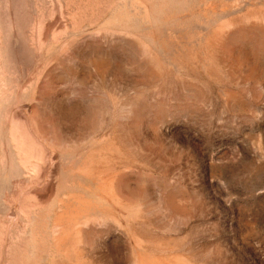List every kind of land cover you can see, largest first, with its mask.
Returning <instances> with one entry per match:
<instances>
[{
  "label": "rangeland",
  "instance_id": "obj_1",
  "mask_svg": "<svg viewBox=\"0 0 264 264\" xmlns=\"http://www.w3.org/2000/svg\"><path fill=\"white\" fill-rule=\"evenodd\" d=\"M0 264H264V0H0Z\"/></svg>",
  "mask_w": 264,
  "mask_h": 264
}]
</instances>
